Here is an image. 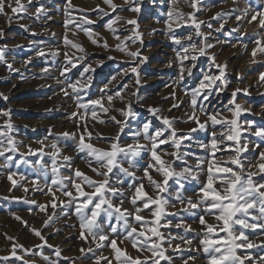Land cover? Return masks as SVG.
Returning a JSON list of instances; mask_svg holds the SVG:
<instances>
[{"label":"rangeland","instance_id":"374dc122","mask_svg":"<svg viewBox=\"0 0 264 264\" xmlns=\"http://www.w3.org/2000/svg\"><path fill=\"white\" fill-rule=\"evenodd\" d=\"M7 2L15 4V0ZM112 2L117 5L115 10L104 0H20L26 11L14 14L6 8L7 15H0V50L4 54L0 60V264H127V258L142 264L153 260L158 264H212L213 255H219L214 249L231 243L221 228L223 221L216 219L221 213L210 207L214 195L234 191L232 185L245 183L249 173L254 185H264V169L259 167L264 163V137L255 134L264 130V26L260 23L264 0ZM192 2L196 9L190 6ZM130 6L139 10L131 11ZM117 16L121 19L112 25L114 34L108 25ZM193 18L200 23L199 29ZM65 38L84 51L73 48ZM206 76L220 79L209 82ZM201 82L205 88H200ZM73 83L76 91L70 87ZM195 89L200 92L194 108ZM193 113L199 124L189 119ZM212 115L219 123H212ZM145 124L149 125L147 134ZM172 129L176 138H171ZM156 131L163 134L155 137ZM82 135L84 144L94 148L111 151L116 143L125 149L117 153L110 172L87 148L81 150ZM148 136L155 137V152L163 165L153 158V141ZM166 137L167 143H158ZM137 145L142 146L139 155L125 154L128 146ZM161 167L174 175L157 189L148 177L162 184L165 176L157 171ZM76 170L84 175L77 177ZM98 172L107 173V185L101 189L105 199L132 213L127 223L137 229L133 236L140 232L144 236L126 238L124 221L117 225L113 212L109 223L105 205L95 221L99 226L95 239L81 227V215L90 216L92 205L83 208L85 197L79 192L95 194L96 202L101 193L85 177L103 183L105 176ZM141 187L148 197L167 201L158 222L152 215L157 206L149 203L144 208L146 198L136 195ZM205 189L209 203H199ZM64 191H71L76 199L65 196ZM188 200L198 206L190 208ZM37 205L45 206L44 210ZM137 208L142 210L137 213ZM248 211L246 222L256 227L245 228L243 233L254 247L237 248L236 255L244 264H264V218L258 203ZM136 214L148 223L137 222ZM201 218L205 224L200 223ZM22 221L40 230L46 243ZM46 221L48 227H44ZM114 225L116 233L111 232ZM207 225L214 226L212 232ZM227 227L240 236L241 225L229 221ZM152 228L163 240L152 235ZM101 234L107 239L99 240ZM146 239L153 242L150 247L159 246L163 257L159 251L153 255L141 247ZM111 240L121 251L119 260Z\"/></svg>","mask_w":264,"mask_h":264},{"label":"snow or ice","instance_id":"6c2138e0","mask_svg":"<svg viewBox=\"0 0 264 264\" xmlns=\"http://www.w3.org/2000/svg\"><path fill=\"white\" fill-rule=\"evenodd\" d=\"M130 2V0H129ZM104 3L109 5L113 10H115L117 8V5H115L112 0H104ZM190 6L193 9H196L197 5L195 2H192L190 4ZM8 8L11 10L12 13H17L18 11H26L25 7L20 3V0H15V4L11 3V2H7L6 0H0V15H7V13L5 12V9ZM129 10L131 11H138V8L132 7L130 6ZM38 12L40 11V9L37 10ZM103 11V10H101ZM107 14V13H104ZM171 15V14H170ZM239 19V17H237ZM121 18L119 16L115 17L111 23L108 25L109 29L113 31V33L115 34V29L112 28L113 24H116ZM253 19H255V17H253ZM126 23L131 24V25H135L136 21L135 20H127ZM192 23L195 25V27L197 29H199L200 27V23H197L195 18H193ZM261 25L264 26V20L260 21ZM85 31H87L85 29ZM89 35H91V33H89ZM117 39H119V36H116ZM65 42L71 44V46L73 48H77L80 51H84L83 47L79 44L73 43L71 41H68L67 38H65ZM177 43H179L180 41L177 40ZM93 43H96L95 40H93ZM259 43V42H257ZM105 47H107V44L105 43L104 45ZM118 50H122L119 49ZM194 47V46H193ZM185 54H188V48H184L183 49ZM262 51H264V49H262ZM130 56H136L138 55L135 52H129L128 53ZM200 54L203 55L204 54V49L200 50ZM256 52L255 50L253 51V55H255ZM4 57L3 51L0 50V60H2ZM185 57H181V59L183 60ZM192 59H195V56H192ZM8 67L11 69V65H8ZM217 67H220L219 65H217ZM87 71V69H85ZM133 72L136 71L135 68L132 69ZM190 72V70H189ZM223 75V72H221V76ZM264 78V77H262ZM180 79H183V76L181 75ZM220 79V77H214V76H206L205 80H208L209 82H214L215 80ZM70 87L73 89V91H76V84H71ZM206 85L201 82L200 84V88H205ZM200 89H195L192 92V100H191V104L193 105V107L195 108L196 104H197V99L196 97L199 95ZM67 94V93H66ZM235 95V94H234ZM112 97H109V101H111ZM93 104L99 103V101H92ZM176 105H174L175 107ZM239 106H237L238 108ZM104 111H107V109H104ZM152 111L156 112L158 110L153 109ZM201 111H203V109H201ZM122 114L124 115H128L127 112H123ZM93 116L95 117V112H93ZM114 119V118H113ZM189 119L192 120L193 122L196 123H200L199 122V118L195 116V114H191L189 116ZM209 119L212 121L213 124L215 123H219V121L216 119V116L212 115L209 116ZM164 123L166 125H168L169 128L172 127L171 122L168 119H164ZM232 123L234 124L235 121H232ZM200 127L203 128L204 125L200 124ZM149 131V125L145 124L144 125V132L145 134H147ZM192 131H195V129H193ZM163 133L160 131H156L155 133V137H159L161 136ZM257 136H262L264 137V130H260L257 131L255 133ZM63 135L68 136L70 134L68 133H64ZM171 138H176L177 133L175 131V129H172L171 131ZM155 137L152 136H148V139L152 140V148L150 149L151 154L153 156V158L156 161H159L161 165L164 164V161L161 160L160 156H158L155 152V149L157 147V142H155ZM168 137H166L163 140L158 141V143H167L168 142ZM228 139L233 140L235 139V137L233 136H229ZM9 143H11V140H9ZM80 144H81V150H84L85 148H87L90 152V154L95 157L96 161L98 163H100V165L102 167H106L108 169V171L110 172L112 170V166L114 163V160L117 156V153L119 152H125V149L118 147V145L116 143H113L111 146V151H105L102 149H98V148H94L91 144H84V136L82 135L80 137ZM175 145L176 147H179V139L175 140ZM216 146V141L215 139L213 140V148H215ZM53 147H56V145H53ZM142 146L137 145L136 147L133 146H128L127 152L125 153L127 154H131L132 156H136L139 155V151L141 150ZM239 151V150H238ZM3 153L0 152V155H2ZM261 158L264 159V153L261 154ZM64 159L69 160L70 161V157H65ZM234 164H239V161L233 160ZM259 167L261 169H264V163L260 164ZM94 171H97L96 169H93ZM125 172H128L127 169H122ZM56 171V168L53 167V172ZM157 171H162L163 175L165 176V179L163 181V183H157L156 181L152 180V178L149 176L148 179L152 182V184L157 188L160 189L162 188L164 185L167 184L169 177H171L172 175H174V173L168 171L167 168L165 167H161L158 168ZM187 171V170H185ZM99 175H103L105 176V180L103 181V183H99L96 184L95 182L89 180L87 177H85V179L87 180V182L89 183V185L93 186L96 188V192L97 193H101V189L105 188V186L107 185V173H103V172H98ZM75 175L77 177H81L84 174L81 173L79 170H76ZM129 175H132V173H129ZM147 175V173H146ZM176 176H182L183 173H175ZM253 174L249 173V177L247 179V181L245 183H241L239 185V187L236 186V184L232 185V188L235 189L234 191H228L225 195H221L219 193H216L213 197V199L210 202V207L211 209H218L219 212L221 214L216 215V219L217 220H222L223 221V225L221 226L222 230L226 233V235L230 238L231 243H226L223 244L219 247H216L214 249L215 253H218L219 255H213L212 257V264H244L243 260L236 255V249L240 248V247H247V248H252L254 247V245L250 242L247 241V238L244 236L243 233V229L245 228H254L256 227L255 224L253 223H247L246 220L248 219V216L250 215L249 213V209L253 208L254 204L258 203V210L260 213L261 218H264V191H259L260 188H264V185H254L252 180H251V176ZM11 178V177H10ZM235 179L237 181L240 180V177H235ZM53 184L57 183L55 180L52 181ZM21 187H23V185H21ZM63 187V186H62ZM74 187L76 189H80V185L79 184H74ZM209 188H211V178H209ZM27 191V189H25ZM109 191L112 192V194H116L115 190L109 189ZM214 191V190H213ZM63 194L65 196H68L70 198H72L73 200L76 199L73 196V193L71 191H64ZM79 195L82 197H85V200L83 202V208L87 209L88 206L91 204L92 205V209H91V214L89 215H81V220H82V228L87 229L90 233L93 234V238H96V232L99 231V226L95 223L96 218L98 215H100V210H101V206L105 205V207L103 208V212L107 215V217L109 218V223H111V217L113 216V212H115L117 214L116 216V224L119 225L120 221L123 220L124 221V227L127 229V236L128 237H132L133 240H136L139 238V236H144L143 232L139 233V236L134 237L133 234L137 233V229L130 227L127 223V217L132 215V213L128 212L126 209L125 210H121L120 207H115L114 205L111 204V202L107 199H105V196L103 193H101L99 195V197L96 199V202L93 203V200L95 198V194H89V193H85L83 191L79 192ZM136 195L140 196V197H145V201H144V208H148L149 203L156 205V210L153 211L152 215L157 217V222L159 220V217L161 215V213H163L164 211V204L167 203V201H163V203L159 200V199H153L151 197L147 196V193L142 191V187L138 188L136 190ZM209 192L207 189H205L204 191V195L203 197L200 199L199 203H209L205 198L208 197ZM177 199L180 200L181 197L179 196V194L177 195ZM134 205L136 204V199L133 198L131 201ZM33 203H35L33 201ZM188 205L190 206V208H196L198 206L197 202H193L191 200L187 201ZM37 207L40 210H44L43 205H37ZM142 209L137 208L136 212L139 213ZM77 213L80 214L81 209L80 207H77L76 209ZM237 213H239V217H237ZM209 215H212L213 213L211 211L208 212ZM234 217H237L235 219H233ZM135 220L137 222H140L143 224L148 223L147 221H145L144 217L136 214L135 215ZM17 220H21L20 217H16ZM51 219V218H50ZM229 221L233 222V225H241L242 229L240 232V236H235L233 235V233L228 229V224ZM26 226L27 222L26 221H22ZM200 223L201 224H205L206 222L204 221L203 218L200 219ZM48 221L45 222L44 227H48ZM30 228V230L44 243H46L45 238L43 237V235L41 234V231L35 228H32L31 226H28ZM214 226L213 225H207V230L208 232H212L213 231ZM95 229V231H94ZM111 232L112 233H116L117 232V226H112L111 227ZM151 233L153 236L159 238L160 240H163V236L161 235L160 232L157 231L156 228H152L151 229ZM83 235V234H82ZM241 237H243V239L241 240V242L239 244L236 243V241L238 239H240ZM99 240H105L107 239V237L103 234L99 235ZM8 239H12L10 237H8ZM109 243L111 244L112 248L116 250V259L119 260L120 256H121V251L119 248L116 247V241L115 240H111L109 241ZM187 243H191V241H187ZM203 244L205 245H209V241L208 240H204L202 241ZM218 243V241H217ZM153 242L150 239H146L144 241V243L141 245V247L148 249L150 251L153 252V255H156L157 252L159 251V246L155 245L154 247H150V245H152ZM20 248H23L22 245H17ZM135 246V244H134ZM37 248H40L41 245H37ZM221 247H223L225 250L222 252L221 251ZM208 248L205 247V251H207ZM24 251H29L28 249H24ZM36 253H33V255H35ZM56 255L59 256V250H56ZM159 255L161 257H163V252L159 251ZM3 259H8L7 257H4ZM44 259H48V257H44ZM50 264H52V262H50ZM127 264H142L141 261L139 260H135V259H131V258H127ZM143 264H147V262H143ZM152 264H158L157 261L153 260Z\"/></svg>","mask_w":264,"mask_h":264}]
</instances>
